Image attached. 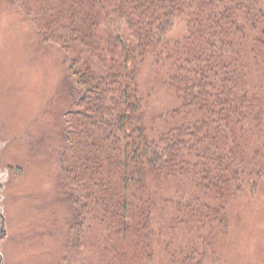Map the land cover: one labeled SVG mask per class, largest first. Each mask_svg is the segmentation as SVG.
<instances>
[{"label":"trees","instance_id":"trees-1","mask_svg":"<svg viewBox=\"0 0 264 264\" xmlns=\"http://www.w3.org/2000/svg\"><path fill=\"white\" fill-rule=\"evenodd\" d=\"M9 1L67 70L48 264L218 263L228 204L264 178L262 0ZM146 63L179 99L165 115L144 105Z\"/></svg>","mask_w":264,"mask_h":264},{"label":"rangeland","instance_id":"rangeland-1","mask_svg":"<svg viewBox=\"0 0 264 264\" xmlns=\"http://www.w3.org/2000/svg\"><path fill=\"white\" fill-rule=\"evenodd\" d=\"M56 47L44 44L9 0H0V164L10 178L1 190L5 231L0 264H48L62 251L55 236L64 229L50 213L55 208L64 211L66 205L54 188L57 164L52 149L65 120L68 79ZM140 80L150 115H165L179 105L163 83L162 68L146 63ZM259 183L228 204L227 229L214 244L220 255L216 264H264V178ZM52 222L57 227L54 236L44 230ZM169 237L174 247L189 238L180 227L165 228L161 238ZM157 252L156 264H171L166 253ZM212 258L206 261L212 264Z\"/></svg>","mask_w":264,"mask_h":264},{"label":"flooded vegetation","instance_id":"flooded-vegetation-1","mask_svg":"<svg viewBox=\"0 0 264 264\" xmlns=\"http://www.w3.org/2000/svg\"><path fill=\"white\" fill-rule=\"evenodd\" d=\"M8 174H9V172H7L4 169V167L0 164V199L2 197L1 190H2V188H4L6 181H8L10 179ZM3 220H4L3 210L0 206V237L3 236L4 231H5L4 227H3V225H4Z\"/></svg>","mask_w":264,"mask_h":264}]
</instances>
